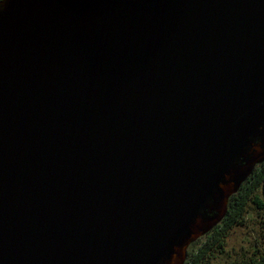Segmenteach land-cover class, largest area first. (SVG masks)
I'll use <instances>...</instances> for the list:
<instances>
[{"label": "water", "instance_id": "obj_1", "mask_svg": "<svg viewBox=\"0 0 264 264\" xmlns=\"http://www.w3.org/2000/svg\"><path fill=\"white\" fill-rule=\"evenodd\" d=\"M264 162V0H0V264H185Z\"/></svg>", "mask_w": 264, "mask_h": 264}, {"label": "trees", "instance_id": "obj_2", "mask_svg": "<svg viewBox=\"0 0 264 264\" xmlns=\"http://www.w3.org/2000/svg\"><path fill=\"white\" fill-rule=\"evenodd\" d=\"M250 207H255L261 212L264 227V162L254 168L240 189L230 197L228 211L222 221L208 234L189 246L185 264H204L205 254L213 247L216 246L218 250H223L231 228L246 221V214L249 213ZM200 242V248L197 252L194 251L195 246ZM243 264H264V249Z\"/></svg>", "mask_w": 264, "mask_h": 264}, {"label": "rangeland", "instance_id": "obj_3", "mask_svg": "<svg viewBox=\"0 0 264 264\" xmlns=\"http://www.w3.org/2000/svg\"><path fill=\"white\" fill-rule=\"evenodd\" d=\"M246 221L231 228L223 250L215 246L205 254L204 264H243L264 249L262 214L255 207L249 208ZM201 242L194 251L200 248ZM195 252V253H196Z\"/></svg>", "mask_w": 264, "mask_h": 264}]
</instances>
